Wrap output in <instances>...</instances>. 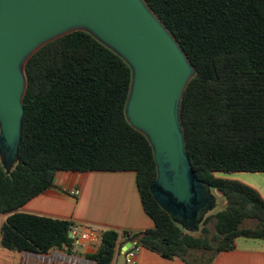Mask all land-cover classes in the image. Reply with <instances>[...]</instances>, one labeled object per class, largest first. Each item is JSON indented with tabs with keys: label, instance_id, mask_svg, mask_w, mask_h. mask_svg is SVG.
<instances>
[{
	"label": "trees",
	"instance_id": "1",
	"mask_svg": "<svg viewBox=\"0 0 264 264\" xmlns=\"http://www.w3.org/2000/svg\"><path fill=\"white\" fill-rule=\"evenodd\" d=\"M145 1L195 67L181 122L193 169L223 195V208L209 213L203 234L196 235L160 206L151 191L157 178L153 147L125 113L132 68L93 34L78 30L42 46L25 67L18 162L8 173L0 160L5 248L74 254L80 247L70 236L72 221L19 211L55 187L61 170L137 173L155 226L137 233L103 231L95 250L81 254L96 264H113L121 237L193 264H209L219 252L235 248L238 237L264 240L263 196L225 176L264 172V0Z\"/></svg>",
	"mask_w": 264,
	"mask_h": 264
},
{
	"label": "water",
	"instance_id": "2",
	"mask_svg": "<svg viewBox=\"0 0 264 264\" xmlns=\"http://www.w3.org/2000/svg\"><path fill=\"white\" fill-rule=\"evenodd\" d=\"M78 30L93 34L131 66L125 113L153 147L157 178L151 191L175 222L198 230L216 197L204 194L210 186L193 169L181 122L182 99L196 70L145 0H0V160L6 171L18 162L29 59Z\"/></svg>",
	"mask_w": 264,
	"mask_h": 264
},
{
	"label": "crops",
	"instance_id": "3",
	"mask_svg": "<svg viewBox=\"0 0 264 264\" xmlns=\"http://www.w3.org/2000/svg\"><path fill=\"white\" fill-rule=\"evenodd\" d=\"M226 177L240 180L256 188L264 198V172H234ZM80 190L78 196L72 192ZM19 211L88 224L105 230L137 233L153 228L154 220L144 209L137 184V173L126 171H67L56 173L55 187L26 202ZM6 218L0 214V229ZM127 243V242H126ZM122 245L113 264H126ZM85 252L94 251L89 244ZM54 251V250H53ZM84 256V255H83ZM137 264H193L180 257H164L159 252L143 247ZM95 264L85 256L69 255L61 251L36 254L14 252L1 244L0 264ZM209 264H264V240L238 237L236 246L216 254Z\"/></svg>",
	"mask_w": 264,
	"mask_h": 264
},
{
	"label": "built area",
	"instance_id": "4",
	"mask_svg": "<svg viewBox=\"0 0 264 264\" xmlns=\"http://www.w3.org/2000/svg\"><path fill=\"white\" fill-rule=\"evenodd\" d=\"M72 193L78 196L80 194V190L76 189ZM102 233L103 232L99 228L88 224L73 222L70 227V236L73 239L74 244L77 246L89 244L93 248H96ZM120 242H122L123 245H125L126 242L132 243L131 246L125 250V262L126 264H137V256L143 248L141 244L133 241H126L124 237H121Z\"/></svg>",
	"mask_w": 264,
	"mask_h": 264
},
{
	"label": "rangeland",
	"instance_id": "5",
	"mask_svg": "<svg viewBox=\"0 0 264 264\" xmlns=\"http://www.w3.org/2000/svg\"><path fill=\"white\" fill-rule=\"evenodd\" d=\"M204 194L207 195V196L209 195V196H215L216 197V201H215V204L216 205H215V207L212 208V209H209L207 211V213L215 212V211H218V210H220V209L223 208V205H224V197H223V195L217 189L212 188V187L211 188L210 187H206L205 190H204ZM204 210L205 209L201 210L199 213H201ZM209 227H210L211 232H212L214 230L213 223H211L209 225ZM183 228H184V226H183ZM191 232L194 233V234H196V235H202L203 234V232H202V224L199 226L198 230H194V231H191ZM54 251H60V250H54ZM54 251H52V252H54ZM83 252H85L84 251V248L82 246H80V247L77 248V250L75 251V253L74 254H71V255H76V256H82V257H84L85 255L84 256L81 255ZM209 254L210 253H208L207 255H209ZM195 255L196 256H201V252L200 251L199 252H195ZM6 264H8V263H6Z\"/></svg>",
	"mask_w": 264,
	"mask_h": 264
}]
</instances>
